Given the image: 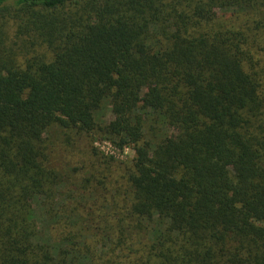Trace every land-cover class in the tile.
Returning <instances> with one entry per match:
<instances>
[{"label": "trees", "instance_id": "trees-1", "mask_svg": "<svg viewBox=\"0 0 264 264\" xmlns=\"http://www.w3.org/2000/svg\"><path fill=\"white\" fill-rule=\"evenodd\" d=\"M0 264H264V0H0Z\"/></svg>", "mask_w": 264, "mask_h": 264}, {"label": "rangeland", "instance_id": "rangeland-1", "mask_svg": "<svg viewBox=\"0 0 264 264\" xmlns=\"http://www.w3.org/2000/svg\"><path fill=\"white\" fill-rule=\"evenodd\" d=\"M76 144H80L83 141L86 142L85 139H79L76 140ZM90 145L94 146L101 152L102 154L106 155L107 157H111L113 160V163L109 164L110 168H117V164L128 162L130 159H132L134 155L133 149L130 147H124L122 149L115 146L113 143H111L109 140L106 139H95L93 141H90ZM71 150H75V147H70ZM69 162H77V157H72ZM65 165V164H64Z\"/></svg>", "mask_w": 264, "mask_h": 264}]
</instances>
